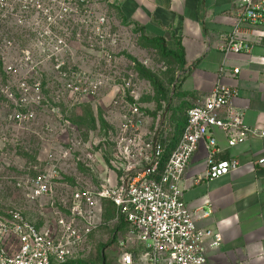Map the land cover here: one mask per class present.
<instances>
[{"label": "built area", "instance_id": "2783aa9c", "mask_svg": "<svg viewBox=\"0 0 264 264\" xmlns=\"http://www.w3.org/2000/svg\"><path fill=\"white\" fill-rule=\"evenodd\" d=\"M56 1H62L57 4V17L63 10L83 9V0H52L53 5ZM49 2L23 0L21 17L35 12L44 16V10L47 14L54 7ZM9 4L12 9L8 13L17 11L9 0H0V21L7 16ZM237 7L236 21L222 47L249 51L253 28L264 26V0H238ZM107 25L105 14L91 21L89 70L69 65L65 36L56 34L60 50L46 54L56 57L55 69L49 72L52 80L32 85L35 100L43 104L49 102L43 88L46 92L50 87L65 90L86 101L92 100L101 88L109 90L110 99L105 105L110 113L103 116L108 126L99 133L92 132V142L86 145L77 127H72L63 113L48 118L43 135L44 156L36 165L38 171L17 180L23 187L25 203L15 204L6 215L0 214V264H64L84 256L89 251L90 234L99 223L104 199L115 205L127 227L126 234L117 239L122 264H208L207 246L217 245L222 238L218 230L197 224V213L183 200L180 180L200 142L207 148L204 177H217L239 165L234 157H216L219 148L211 131L213 126L224 132L229 145L248 135H263L264 130L244 123L242 112L233 103L237 88L218 83L202 100L186 108L180 136L165 154L166 133L157 127L151 132L145 129L149 114L139 100V86H132L124 77L119 86L96 79L97 48L100 47L102 57H111L104 43ZM98 37L102 38L99 43ZM232 71L237 72L238 66ZM23 85L26 84L22 79ZM18 111L17 118L31 120L36 116L31 108L24 113ZM256 161L264 163V156ZM94 167H100L97 182L80 177L82 170ZM64 174L73 175V181L65 180ZM209 212L210 209H202L199 215Z\"/></svg>", "mask_w": 264, "mask_h": 264}, {"label": "rangeland", "instance_id": "374dc122", "mask_svg": "<svg viewBox=\"0 0 264 264\" xmlns=\"http://www.w3.org/2000/svg\"><path fill=\"white\" fill-rule=\"evenodd\" d=\"M9 1L18 13H8L12 9L9 4L5 10L7 16L0 21V214L5 215L15 204L25 203L23 187L17 184V180L35 175L38 171L36 165L44 156L43 135L46 122H50L48 118L63 113L71 126L77 127L86 145L88 141L92 142V132L99 133L108 126L101 121V117L110 113L105 105L110 99V92L105 88L88 101L83 97L76 99L65 90H52L50 87L48 93L43 88L48 104L35 100L33 83L44 84L46 80H52L49 72L55 69L56 57L46 54H57L60 50L55 41L56 34L65 36L69 65L89 70L92 62L89 53L90 37L93 35L91 21L105 14L109 25L104 43L111 57L109 60L102 57L100 47L97 48L96 79L119 86L124 82L123 77L128 78L132 86H139V100L148 114H156L168 107L178 67V60L169 51L163 37L151 36L140 26L124 21L114 0H83L82 10H63L58 17L55 12L57 4H62V1L53 5L51 0L49 3L54 7L49 8L47 14L44 10V16L35 12L23 17L20 11L23 0ZM113 37L114 42L111 41ZM100 40L102 38L98 37L97 43ZM22 79L26 85L21 86ZM28 108L36 111L34 119L16 117L17 110L24 113ZM68 163L71 164V161ZM99 170L100 167L82 170L80 177L95 183ZM63 178L73 181L71 174H64ZM126 231L125 221L117 213L115 205L105 200L99 223L90 234L89 251L80 259L66 264H118L117 239Z\"/></svg>", "mask_w": 264, "mask_h": 264}, {"label": "crops", "instance_id": "0c3cea01", "mask_svg": "<svg viewBox=\"0 0 264 264\" xmlns=\"http://www.w3.org/2000/svg\"><path fill=\"white\" fill-rule=\"evenodd\" d=\"M114 1L124 21L162 36L170 52L182 54L168 107L145 120L146 130L157 127L166 133L168 150L180 136L186 108L218 83L237 88L233 103L244 123L264 130V26L253 28L249 51L222 47L236 21L238 0ZM235 66L237 72L232 71ZM211 131L219 148L216 157H234L239 165L217 177H204L207 148L200 142L180 180L183 200L197 213V224L221 233L220 242L206 248L207 263L264 264V163L256 161L264 156V134L229 145L220 128ZM202 209L210 212L199 215Z\"/></svg>", "mask_w": 264, "mask_h": 264}, {"label": "trees", "instance_id": "16d2710c", "mask_svg": "<svg viewBox=\"0 0 264 264\" xmlns=\"http://www.w3.org/2000/svg\"><path fill=\"white\" fill-rule=\"evenodd\" d=\"M176 58H177V60H178V63H180V64H182V62H183V57H182V54H181V52L178 50L177 52L175 51V53L174 52H171ZM101 121H102V124L104 123L105 125H107L108 123H107V121L105 120V118H103V117H101ZM170 150V149H169ZM168 148L166 147V153L165 154H167L168 153ZM105 200H109V199H104L103 200V202L105 201ZM110 201V200H109ZM102 202V203H103ZM111 202V201H110ZM112 203V202H111Z\"/></svg>", "mask_w": 264, "mask_h": 264}]
</instances>
